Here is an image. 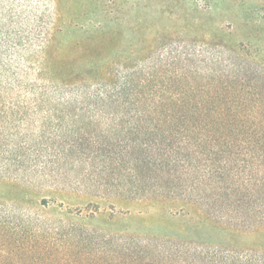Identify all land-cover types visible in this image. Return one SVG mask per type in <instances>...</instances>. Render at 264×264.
<instances>
[{
  "label": "rangeland",
  "instance_id": "374dc122",
  "mask_svg": "<svg viewBox=\"0 0 264 264\" xmlns=\"http://www.w3.org/2000/svg\"><path fill=\"white\" fill-rule=\"evenodd\" d=\"M9 8L17 26L40 18L52 34L50 52L60 49L64 62L111 65L117 78L145 85L143 98L199 99L213 94L202 87L220 80L223 70L239 72L244 87L264 98V0H0L3 24ZM86 53L90 60L81 57ZM0 91L9 105L11 97ZM76 115L0 111V260L33 264L22 246L52 238L59 247L39 249L40 264H185L176 252L184 246H218L238 257L264 249V223L255 218L232 223L224 210L194 205L195 196L180 191L163 196L113 188L115 174L114 180L98 174L108 160L105 146H84L38 175L29 172L34 159L25 148L19 153L27 170L18 173L14 147L24 136L44 151L77 130L102 141L110 136L108 116ZM77 120L86 125H67ZM41 135L44 143L37 141ZM124 245L135 254H125Z\"/></svg>",
  "mask_w": 264,
  "mask_h": 264
},
{
  "label": "trees",
  "instance_id": "16d2710c",
  "mask_svg": "<svg viewBox=\"0 0 264 264\" xmlns=\"http://www.w3.org/2000/svg\"><path fill=\"white\" fill-rule=\"evenodd\" d=\"M14 20L9 8L5 23L0 22V90L12 99L9 105L1 100L0 111L66 117L104 115L109 117L105 124L110 133L102 141V137L77 130L69 140L60 136L61 142L47 145L45 151L24 136L14 147L19 155L18 173L27 170L19 153L25 148L34 159L29 172L38 175L48 166L83 153L84 146H105L108 160L98 174L110 179L115 174L119 180L111 184L113 188L163 196L180 191L195 196L194 205L203 203L219 213L224 210L232 223L243 217L264 223V98L244 87L239 72L218 73L220 80L202 87L213 94L199 99H146L139 95L144 84L117 78L111 65L68 63L60 49L50 52L52 34L40 18L22 26ZM81 57L91 58L87 53ZM228 66L235 67L233 63ZM63 119L62 125L66 124ZM80 123L86 125L84 120L67 125ZM44 139L41 135L37 141L44 143ZM42 159L45 161L38 164ZM55 234L59 235V230ZM59 242L52 238L43 247L33 241L21 248L31 256L28 261L40 264L37 251L58 248ZM123 248L125 254H135L130 246ZM176 252L185 264H264V249L260 248L239 257L234 250L226 252L218 246L213 251L184 246ZM24 259L23 264L27 263ZM8 263L9 259L0 260V264Z\"/></svg>",
  "mask_w": 264,
  "mask_h": 264
}]
</instances>
